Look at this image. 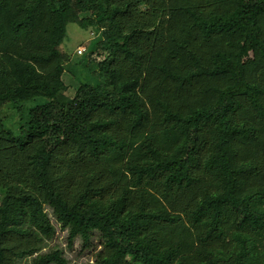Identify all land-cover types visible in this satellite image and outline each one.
Masks as SVG:
<instances>
[{"label":"trees","instance_id":"obj_1","mask_svg":"<svg viewBox=\"0 0 264 264\" xmlns=\"http://www.w3.org/2000/svg\"><path fill=\"white\" fill-rule=\"evenodd\" d=\"M0 193V264H264V0H0Z\"/></svg>","mask_w":264,"mask_h":264},{"label":"rangeland","instance_id":"obj_2","mask_svg":"<svg viewBox=\"0 0 264 264\" xmlns=\"http://www.w3.org/2000/svg\"><path fill=\"white\" fill-rule=\"evenodd\" d=\"M89 16L90 12L82 13V18L85 20V24L81 25L77 23H70L68 26V35L63 45L61 46V49L66 55H68V60L72 62L74 61V59H77L79 55H83L87 52L85 51L83 54H81L79 52L80 48H89L92 40H94V38H96L100 33L97 28L86 25V20ZM69 65H71V62ZM63 78L68 86L67 94L73 96L80 86V82L77 79V76L74 72L67 70ZM47 100L48 99L46 97H39L35 101L25 103L22 112L17 110L12 111L10 107L5 106L4 110L12 116L13 122L11 126L17 129L21 120L28 119V111L33 105L37 103H43ZM23 113H25L24 116L22 115ZM57 226L58 231L55 238L53 240H48L45 242L44 251L49 250L53 246H59L60 248L64 249L65 257L69 260V264H95V255L100 249V246L97 245L99 244L98 239H95L93 242L91 241L89 246H84V241L81 238H77L74 242V245L70 247L68 241V232L61 230L58 224ZM30 260L31 257H26L23 262L24 264H29Z\"/></svg>","mask_w":264,"mask_h":264},{"label":"built area","instance_id":"obj_3","mask_svg":"<svg viewBox=\"0 0 264 264\" xmlns=\"http://www.w3.org/2000/svg\"><path fill=\"white\" fill-rule=\"evenodd\" d=\"M87 49H88L87 47H82L80 48L79 52L83 54L85 51H87Z\"/></svg>","mask_w":264,"mask_h":264}]
</instances>
